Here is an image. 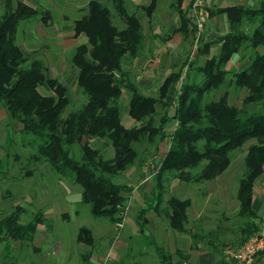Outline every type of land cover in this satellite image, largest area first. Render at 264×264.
<instances>
[{
	"label": "trees",
	"instance_id": "16d2710c",
	"mask_svg": "<svg viewBox=\"0 0 264 264\" xmlns=\"http://www.w3.org/2000/svg\"><path fill=\"white\" fill-rule=\"evenodd\" d=\"M108 1L123 28L115 25L111 9L101 0H90L86 14L74 22L75 38H87L85 44L76 48L71 61L87 103L80 113L68 115L67 86L50 74L42 59L26 56L17 41L21 22L40 18L48 25L52 14L23 0L6 2L0 15V104L12 121L23 125L24 135L40 140L31 160L46 161L58 174L73 176L83 188L81 202L90 205L95 218L108 220L113 225L122 224L128 199L125 194H130L133 188L116 183L114 178L137 165L142 159L141 148L154 147L157 152L170 138L169 151L155 169L154 202L150 209L139 213V221L144 227L148 222L147 213L154 210L167 215L173 229L185 232L192 201L171 197L162 208L165 176L186 183L215 180L231 166L236 151L256 141L248 147L246 171L237 192L238 215L245 219L241 245L246 243L260 233L254 193L256 182L264 173V109L251 112L248 108L264 105V52L259 51L264 49V2L258 8L237 5L210 11L211 15L225 14L236 32L255 19L259 25L251 35L239 31L226 35L220 40V54L208 56L212 43L198 49L197 57L208 56L204 65L196 69L203 76L200 82L182 80L185 77L181 69L164 80L159 96H146L132 72L124 69L126 59L133 63L142 57L146 41L144 25L136 13L129 12L126 0ZM171 1L182 20L181 27L173 33H182L188 38L193 30L183 7L187 0ZM157 3L158 0H151L149 6L142 7L149 17ZM244 46L255 51L249 68L231 71L229 64L233 56ZM180 82L173 114L166 110L158 118V111L169 107L165 99L170 87ZM232 88L247 92L242 108L230 103ZM213 92H221L220 98L207 102ZM124 93L130 95L128 115L134 122L131 126L123 121ZM173 123L177 125L170 134L168 126ZM91 139L106 140L113 147L114 156L104 159L91 147ZM76 146H80L79 158L74 154ZM22 212L17 206L14 213L0 220V245L7 240L22 244L33 241L41 216L23 224ZM78 238L87 245L94 243L88 228H82ZM157 251L163 264H173L170 253L163 248ZM89 260L90 256L84 264H91Z\"/></svg>",
	"mask_w": 264,
	"mask_h": 264
},
{
	"label": "rangeland",
	"instance_id": "374dc122",
	"mask_svg": "<svg viewBox=\"0 0 264 264\" xmlns=\"http://www.w3.org/2000/svg\"><path fill=\"white\" fill-rule=\"evenodd\" d=\"M27 3L35 6L40 11H46L48 9L51 14H56L58 10L53 7L49 0H23ZM89 0H77L75 2L76 7H81L75 13L76 20L79 19L82 15L86 14L87 2ZM165 0H160L161 7ZM232 2V0H230ZM230 1H228L230 3ZM255 1V0H250ZM46 2V3H45ZM106 4L112 11L114 15L113 21L115 25L119 28H123V24L120 22V19L117 17L111 2L108 0H101ZM138 2L144 5H149L151 0H127V6L129 12H136L137 16L140 18L142 24L145 26V49L142 53V57L131 63L128 59L124 61V69L126 71H131L134 79L139 76V70L149 65V62L152 59H162V62L168 69H171L175 72L183 70V78L185 81L200 82L203 78L196 69L204 65L208 56H196L195 55V43H196V21L189 16L192 24L191 29L193 30L191 36L182 40L179 45L172 46L169 44L170 37H174L173 31L181 27L182 20L179 13L175 10L172 17H167L164 19L167 20V28L165 31L162 30L160 39L157 40L156 37L152 38L153 31L150 30L149 24L147 23L148 15L142 8H139ZM249 0H246L245 7L247 8H258L260 5L256 4L254 6L248 5ZM56 3H58L56 1ZM212 3V0H209V4ZM213 4V3H212ZM215 4V3H214ZM228 5L227 0H222L220 4L211 5L216 8L220 6ZM206 9V4L201 10ZM2 15V12L0 13ZM203 16V15H202ZM53 18V15H52ZM52 18L50 20H52ZM49 20V21H50ZM37 21V19H31L28 21H23L20 23L19 34H18V43L19 39L24 30H28L32 27V24ZM72 19L69 18L70 23ZM74 21V19H73ZM204 21V19H203ZM62 23H65L62 20ZM145 23V24H144ZM254 24V23H253ZM253 24L245 29V25L240 28L238 31L245 33L247 35L253 34L255 30ZM47 33L50 28H45ZM154 29V28H153ZM237 31V32H238ZM237 33L234 30H230L228 34ZM204 33L201 39L204 37ZM226 34V35H228ZM217 36L214 38L213 43H217V40L224 39L226 36ZM36 36V35H35ZM167 39V40H165ZM199 41V48H203L205 45V40ZM43 39H37L38 44H41ZM51 45L57 46L58 40H51ZM221 43V42H220ZM217 45V44H216ZM40 49L41 47L37 45ZM217 47V46H216ZM160 48H163L161 52H158ZM216 49V48H215ZM72 52L65 53L66 57L69 59ZM260 52H264L263 48L259 49ZM157 52L159 53L157 55ZM255 53L253 49H249L244 46L239 52L238 56H235V64H229L230 70L235 72H240L245 70V67L241 69L243 65H240L237 59L243 57L244 61H248L250 57ZM64 55V56H65ZM65 60L62 57V61ZM164 61V62H163ZM240 67V68H239ZM54 70L50 74L59 79L64 83L68 88V97L70 100V106L67 109L66 115L69 113H80L87 103V99L81 93L78 84H77V70L73 65L68 62L64 64L55 65ZM182 82V81H181ZM179 83V88L177 89V98L182 83ZM44 93H47V90H42ZM221 92H213L207 97V102H212L220 98ZM246 91H236L235 89H230V103L239 108L243 107V100L246 96ZM129 94L124 93L122 98L123 104H121L123 121L128 118L132 121L128 115V100ZM156 96V95H153ZM159 96V93L157 94ZM177 102V100H176ZM174 107L169 106L168 108H163L161 110H167L172 115L174 112ZM264 105L251 106L248 108L249 111H258L263 110ZM159 110V111H161ZM162 114H158V118ZM17 122L12 121L9 116L3 121H0V220L14 213L17 206H20L23 209L21 215V222L23 224H28L36 216H41V224L38 227H54L53 229L49 228L48 235L62 241L66 244H71L72 241H76L79 230L82 227L90 228L94 231V235L100 234L105 227V233H107V227H117V224L113 226L108 220L95 218L91 213V207L88 204L82 203V193L83 188L81 185L77 184L74 180V177L71 175H62L58 174L52 166L46 162H36L31 160L32 155L36 154L38 149L37 145L40 142L38 138L32 135H24L22 130H19ZM176 123L171 124L168 127L170 134L176 128ZM129 126V125H127ZM256 143V141H251L247 143L242 149L235 152L233 156V162L228 170L217 179L212 181H207L203 183H186L181 182L178 179L170 177L167 175L164 178V189L166 192L163 197L162 208L167 206V201L171 197H177L180 199H191L193 202L192 207L189 209L188 213L191 214V211L197 208L200 214L199 221L196 220L195 216H190L189 227H203L200 233H205L204 228L208 230H227L229 232H237L241 229L242 225L245 222V219L241 218L238 215V197L237 192L239 188V182L242 179L246 168H245V157L248 151V147L251 144ZM90 145L93 149H97L100 152V155L104 159H110L114 156V149L111 145H108L106 140L101 139H91ZM169 145L162 144L161 152L155 151L154 147L141 148L142 159L138 161L137 165L132 168L129 172L123 173L119 177L114 178V181L118 184H126L130 187H133L136 183L139 182V179H143L145 173L151 175L153 179L155 176V169H153L152 164L153 160H160L167 152ZM77 158L80 157L81 151L80 146L75 147V153ZM146 160V162H145ZM151 166V167H150ZM147 175V176H148ZM149 175V176H150ZM167 179V180H166ZM153 181V180H152ZM153 181V186H154ZM126 197H129V194H125ZM155 198V196H154ZM255 198L259 204H261L258 212L259 219L257 223L260 227V233H264V174L257 181L255 185ZM128 205H125L124 211V221L122 227H127L131 231L137 232V226L134 222V211L130 212L127 218ZM138 214V212H137ZM136 214V216H137ZM127 219V221H126ZM126 224V226H125ZM98 227L100 229L98 233ZM136 227V228H135ZM121 229V228H120ZM123 229V228H122ZM210 233V232H208ZM214 233V232H213ZM258 233V234H260ZM237 234V233H236ZM204 235V234H203ZM208 237L213 240L216 239V242L220 246H225L217 240V236L210 233ZM236 242L227 244V247L223 248V252L232 249H238L240 246V234L235 237ZM27 242L23 244L21 242H15L12 240H7L0 245V264H39L37 258V252H34L33 249L27 248ZM38 245V241L36 243ZM237 244V245H236ZM245 244V243H244ZM218 245V244H217ZM51 247L54 248V244H48L45 242L42 248V252L48 251ZM89 246H83L82 252L89 251ZM98 251V250H97ZM104 255V253H103ZM105 255H106V246H105ZM101 257V256H100Z\"/></svg>",
	"mask_w": 264,
	"mask_h": 264
},
{
	"label": "crops",
	"instance_id": "0c3cea01",
	"mask_svg": "<svg viewBox=\"0 0 264 264\" xmlns=\"http://www.w3.org/2000/svg\"><path fill=\"white\" fill-rule=\"evenodd\" d=\"M56 1L58 3H56ZM73 1L77 0H49V2L47 3H51L53 7L58 10L57 15L54 13L52 14L53 18L49 21L48 25L45 24L40 18H37V21L32 24V27L30 29L28 28V30L23 31L19 39V42L22 41L23 44H18L21 47L22 51L26 54V56L31 59H42L50 72L54 70L53 68L55 67V65L68 62L71 63L76 48L87 42L86 37L75 38L74 22L76 21V19L73 17L75 16L76 11L81 7H76L75 2ZM221 1L222 0H212L213 4H209V0H206V9L202 13L205 23V34L203 38L205 40V43H212V46L210 48V56L213 54H220L221 52L222 43H220V40H217L216 45L215 43H213V41L215 40L214 38H217V36H224L228 34L230 30H232L230 22L225 14L211 15L210 11L237 5H246V0H232V2L230 0H227L228 5L226 6H220L218 8H216V6H211L220 4ZM228 1H230V3ZM6 2L7 0H0V13L4 10ZM255 2L261 5L264 0H249L248 5L254 6L256 4ZM190 4L191 0H187L183 6L184 9H186L188 12V17L191 13ZM138 5L140 6L139 8H142L143 6H149L150 4L144 5L141 4V2H138ZM160 5V0H158L156 10L153 12L152 16H148L147 19V23L149 24V26H151L150 30L153 31L152 38L154 39V37H156L157 40L160 39L159 35L161 34L162 30L165 31L167 28V20L165 21L164 19H166L167 17H172L173 13H175L174 11L176 10V8L172 5L171 0H165L162 4V7ZM69 18L72 19V23L68 22ZM62 20H64L65 23H62ZM258 22L259 20L255 19L252 23H245L244 27L246 30H248L247 27L251 26L254 23L253 28L256 29L259 25ZM43 26L45 28H50V30L46 33ZM41 38L43 39V42H41V44H38L37 39L39 40ZM170 38L171 39L169 41V44H171L172 46L179 45L182 40L185 39L182 33L174 34V37ZM53 39L58 40L57 46L51 45L50 41ZM37 45L41 48L39 49ZM72 49L74 51L71 54V57H69L68 59L65 53L72 52ZM162 50L163 48H160L158 52H161ZM158 52L157 55L159 54ZM238 55L239 53L233 56L230 62L231 66L232 64H235V56ZM62 57L65 60L62 61ZM237 60L238 62H240V65L244 64L241 69H243L244 67L245 69H247L251 64L250 60L244 61L243 57ZM161 62L162 59H152V61L149 62V65H146V67L139 70V74H137L139 76L135 78L140 91L146 96H157L164 80L171 73L175 72L171 69H168ZM177 89L178 86H171L168 91L165 103L169 106H173L176 104ZM162 113L163 110L158 111V114ZM5 118H8L7 111L0 104V121H3ZM125 121L129 126L134 124V122L128 120V118ZM16 124L18 125L19 130L23 131V125L21 123ZM170 126L171 125H169L168 127ZM168 141L169 145L166 154L169 151L171 139L167 138L162 143L168 144ZM162 144L159 146L160 152L162 149ZM166 154L160 160L152 161L153 169H156V167L160 166V164L162 163V159L166 156ZM147 175L148 174L145 173L143 179L140 178L139 182L132 187L133 190L129 194L126 202L128 205L127 218L130 212L134 211L135 213V215L133 216L134 222L136 221L135 225L137 226V232H134L135 229L134 231H131L127 227H107L108 230L107 233H105V227H103L104 229L102 233L94 235V231L88 228L92 232L94 243L93 245H87L85 243L79 242L78 235L80 230L82 228H87L82 227L78 232L76 241H72L69 245L64 243L62 239L55 238L54 240V237H50L48 235L49 228L53 229L54 227H37L33 241L31 243H26L27 248L31 247L34 252L38 253L37 258L39 260V264H84L86 258L89 256V261L91 264H98L106 257H110L111 264H163L157 251L158 248H163L165 251L171 254V260L173 264H235L234 262H230L227 260L226 252H223V248L225 246H220L219 243L216 242V239L211 240L208 235L210 233L216 235L217 240H219L222 245L226 244L227 247V244L229 245L230 243L236 242L235 237L239 233V245H241V229L234 233L227 230H208V228H204L203 231L205 233H200L203 227L188 226L190 222V216L194 215L196 220L199 221L200 214L197 215L199 212L197 208L192 210L190 215L187 212L188 223L186 227L187 230L185 232H179L173 229L170 225L167 215H165L164 213L158 214L154 210H150L147 213L148 222L144 227H141L142 224L139 221V213L143 209H150L155 199L153 192L156 184L154 182L155 185L153 186L154 178L152 179L150 174V176ZM260 206L261 204L256 201L254 193V209L256 211H259ZM239 208L240 202L238 203V211ZM198 229H200V232L198 231ZM99 231L100 229L98 230V233ZM37 241L38 245L36 244ZM45 242H47L48 244H54V248L51 247L48 251L46 250L45 252H42L41 246H43ZM83 246H89L90 250L82 252ZM254 264H264V253L260 254L257 257Z\"/></svg>",
	"mask_w": 264,
	"mask_h": 264
},
{
	"label": "built area",
	"instance_id": "2783aa9c",
	"mask_svg": "<svg viewBox=\"0 0 264 264\" xmlns=\"http://www.w3.org/2000/svg\"><path fill=\"white\" fill-rule=\"evenodd\" d=\"M206 4V0H192L190 17L196 21V43L195 51L199 48V41L204 33L205 23L201 10ZM123 224H117V227H122ZM264 253V233L256 234L252 236L245 244L240 246L238 249H229L226 251L227 260L234 262L235 264H254L257 257ZM98 264H111L110 257H106Z\"/></svg>",
	"mask_w": 264,
	"mask_h": 264
}]
</instances>
